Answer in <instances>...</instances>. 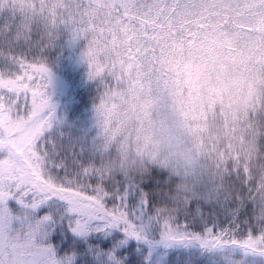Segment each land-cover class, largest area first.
I'll return each mask as SVG.
<instances>
[{
    "label": "trees",
    "instance_id": "16d2710c",
    "mask_svg": "<svg viewBox=\"0 0 264 264\" xmlns=\"http://www.w3.org/2000/svg\"><path fill=\"white\" fill-rule=\"evenodd\" d=\"M198 2L203 6V19L193 26L194 37H184L180 51L175 46L168 53H180L184 67L191 53V42H196L205 29L219 35L221 43L206 57L193 61L188 71L187 93L184 87L172 88L167 83L165 88L178 90L164 94L156 91L151 99L140 93L134 105L125 103L120 108L125 116L116 144L103 153L88 155L58 137L69 149L86 156L96 175L106 182L148 177L155 172L152 180L155 185L163 176L169 208L192 204L205 216L215 217L219 213L218 229L206 233L202 222L201 229H197L198 239L190 245L176 243L168 247L158 243V236H149L150 243H145L134 238L124 240L122 232L115 230L113 236L123 242L110 244L111 238L101 241L93 233L77 236L69 232L72 243L65 247L67 237L61 232L60 239H55L57 233L48 224L44 239L51 247L53 264H94L95 258L100 259L104 253H110L116 264L119 259L132 258L129 248L137 264H151L149 250L155 257L156 246L166 253L163 264H264V241H257L264 235V78L250 72L245 75L238 65L242 59L250 68H264V0ZM4 3L5 0H0V6ZM6 23L11 20L0 12V28ZM62 32L44 53L49 70H58ZM232 52L237 56L239 71L232 63ZM14 53L27 55L22 44L14 46ZM28 59L31 61L32 57ZM3 66V54H0V67ZM68 72V69L58 71L69 86L67 102L74 109L80 110L110 91L102 90L97 80L75 82ZM235 75L242 79L233 84ZM209 88L216 93L208 95ZM182 91L186 94H181ZM205 97H212L213 102L205 101ZM198 98L202 99L201 105ZM213 105L215 109L211 110ZM180 151L185 152L180 156L184 159L173 167L167 160ZM4 159L0 156V160ZM48 214L46 208H41L36 220ZM217 237L219 240L211 249L202 250L205 242ZM117 253L119 257H115Z\"/></svg>",
    "mask_w": 264,
    "mask_h": 264
},
{
    "label": "snow or ice",
    "instance_id": "6c2138e0",
    "mask_svg": "<svg viewBox=\"0 0 264 264\" xmlns=\"http://www.w3.org/2000/svg\"><path fill=\"white\" fill-rule=\"evenodd\" d=\"M202 7L198 0H39L38 4L5 0L0 12L11 23L0 28L4 63L0 67V156L6 158L0 160V188L9 192L0 191V197L11 194L46 208L55 239H60L61 232L67 237L65 247L72 243L69 232L86 236L117 230L124 240L145 243H150L149 236H158V243L165 247L190 245L198 239L202 222L203 231L214 233L219 213L205 216L192 204L169 208L163 176L155 185V172L106 182L96 175L86 156L75 149L69 151L52 130L56 118L48 91L51 73L44 58L61 30L71 28L73 41H86L81 58L87 64L88 78L97 80L102 90H111L113 81L134 66L139 82L144 75L141 62L150 63L149 54L155 52L163 34L173 38L179 34L181 39L193 35V26L203 19ZM21 44L27 55L14 53V46ZM118 241L123 242L113 236L109 243ZM257 241H264V235ZM127 251L132 258L119 259L116 264H137L135 254L130 248ZM108 255L104 260L100 254L102 264H111Z\"/></svg>",
    "mask_w": 264,
    "mask_h": 264
},
{
    "label": "rangeland",
    "instance_id": "374dc122",
    "mask_svg": "<svg viewBox=\"0 0 264 264\" xmlns=\"http://www.w3.org/2000/svg\"><path fill=\"white\" fill-rule=\"evenodd\" d=\"M45 2L78 3L80 0H45ZM191 36L193 38L194 34ZM62 37L63 45L60 47L58 70H49L51 73V84L48 91L51 103L54 105L56 118L53 122L52 130L57 136L70 141L79 148V151L81 150V152H85L88 155H95L98 151L103 153L115 146L117 133L123 124L125 116V113L120 111V108L128 102L134 105L140 93L146 94L150 99L155 97L152 93L156 91L159 94H164L165 91L169 93L177 88L184 87L187 93L190 88L188 71L193 61L197 62L199 57H206L221 43L219 35L213 30L205 29L197 36L196 42H191L189 47L191 53L187 63L182 67L180 53L178 55L172 54V51L168 53V49L177 46V51H180L184 38L181 39L179 34L173 38L165 33L156 45L155 52L149 54L150 63L145 65L141 62V69L144 75L140 77L139 82H137L136 68L134 66L126 74H122L119 81H113L112 88L108 93L92 99L86 106L77 110L72 108L67 102V100L70 101L69 97H67L69 86L64 76L61 73L59 74L58 71L68 69V73L74 77L75 82L89 83L94 81L88 78L87 64L81 58V53L87 44L82 38L81 40L73 41L71 28L63 30ZM213 56L211 55L212 60ZM236 59L237 56L232 52V63L236 64L235 70L239 71V65L245 75L250 72L251 75L264 78V69L252 71V68L249 65H245L242 59L239 60L237 65ZM239 79L241 80L242 78L235 75L232 79L233 84L238 83ZM167 83L170 86L172 85V88H175V86L177 88H165ZM56 88L57 91L55 90ZM153 88L157 90H151ZM186 93L184 91L181 92V94ZM207 93L208 95H213L216 90L209 88ZM211 98L205 97V101H212ZM23 100L24 97L21 93V108H23ZM28 102L29 104L31 103V92H29ZM198 103L199 105L202 104L201 98H198ZM213 109H215L214 105L211 106V110ZM65 145L68 147L67 144ZM174 145L176 146V144ZM71 150L69 149L70 152ZM184 155L185 152L183 151L175 152L174 156L168 158L167 162L176 167L178 163H182L184 158H180V156L183 157ZM190 162L188 161L189 164ZM98 172L100 173L99 170ZM0 191L8 193L9 189L4 187L0 188ZM11 191H16L14 186ZM262 204L264 208V202ZM40 209L41 205L38 204L34 207L30 202L11 194L0 197V264H53L51 247L46 244L44 239V228L49 224V214L45 218L36 220ZM225 231L226 229L222 233ZM114 233L115 230H112L107 235L93 232V234L98 235L97 237L101 241L113 237ZM218 240L219 237L210 240V242H205L202 245V250H209ZM165 254L156 246V256L154 257L149 250V255H152V257L148 262L151 264H163V256ZM108 259L109 255L104 253V260ZM113 260L112 256L111 264H113ZM227 261L232 263L229 258H227ZM94 264H102V262L100 259L95 258Z\"/></svg>",
    "mask_w": 264,
    "mask_h": 264
}]
</instances>
